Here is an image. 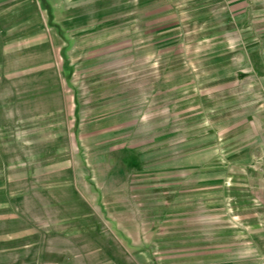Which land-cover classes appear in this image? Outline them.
<instances>
[{"label": "rangeland", "instance_id": "1", "mask_svg": "<svg viewBox=\"0 0 264 264\" xmlns=\"http://www.w3.org/2000/svg\"><path fill=\"white\" fill-rule=\"evenodd\" d=\"M49 1L0 0V264H264V0Z\"/></svg>", "mask_w": 264, "mask_h": 264}, {"label": "crops", "instance_id": "2", "mask_svg": "<svg viewBox=\"0 0 264 264\" xmlns=\"http://www.w3.org/2000/svg\"><path fill=\"white\" fill-rule=\"evenodd\" d=\"M74 0H57V2H61L65 5H70L71 2ZM176 0H160L163 4H161V7H163V10L159 13H153L155 12L156 2L150 1V0H118L117 4H119V7L122 8H132L135 9L132 11L133 17L137 20V22H144V23H155V21L159 18H162L164 20V23L167 21L171 22L174 16H176V5L174 4ZM46 4L45 10H49V0H42ZM44 6V5H43ZM42 6V7H43ZM147 7V9H144ZM152 14H151V13ZM160 14V15H158ZM177 17V16H176ZM170 18V20H168ZM167 19V20H165ZM3 40L4 38L0 36V53L3 51ZM261 68V67H260ZM261 94L258 96V104H259V115H264V85L262 86ZM264 139V138H263ZM261 140L259 143L260 147L264 149V140ZM258 145L256 143H250L249 147L252 151L254 147H257ZM247 176H249L251 179H254L255 184L259 185L260 188H262L264 192V164L259 163L256 165H250L249 170L247 171Z\"/></svg>", "mask_w": 264, "mask_h": 264}]
</instances>
